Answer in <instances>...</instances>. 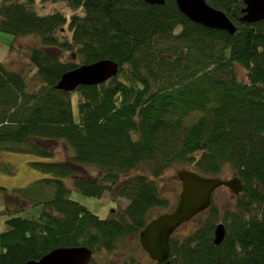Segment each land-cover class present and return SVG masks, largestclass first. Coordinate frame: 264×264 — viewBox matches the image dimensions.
<instances>
[{"label": "trees", "instance_id": "obj_1", "mask_svg": "<svg viewBox=\"0 0 264 264\" xmlns=\"http://www.w3.org/2000/svg\"><path fill=\"white\" fill-rule=\"evenodd\" d=\"M54 1L0 0V33L40 40L26 51L31 75L0 61V173L11 170L3 153L51 159L57 141L71 151L63 161L32 164L48 176L35 184L53 189L45 201L0 186L4 198L43 204L32 217L6 205L0 264L38 261L63 247L114 253L130 237L139 241L152 210L168 207L156 180L171 168L205 177L229 170L243 186L233 210L221 214L212 203L196 217L197 230L182 239L173 234L171 264H264V195L257 188H264V20L247 21L243 0H207L235 25L234 35L190 21L175 0H66L75 11L70 18L39 14L38 2ZM65 26L70 39L58 36ZM69 52L76 60L65 58ZM101 60L116 62L118 74L74 91L76 122L74 92L56 85ZM141 167L151 176L137 173ZM66 179L85 196L128 204L102 219L70 199ZM220 221L226 237L215 245ZM90 264L99 263L93 257Z\"/></svg>", "mask_w": 264, "mask_h": 264}, {"label": "rangeland", "instance_id": "obj_2", "mask_svg": "<svg viewBox=\"0 0 264 264\" xmlns=\"http://www.w3.org/2000/svg\"><path fill=\"white\" fill-rule=\"evenodd\" d=\"M36 9L41 15L63 12L68 18L75 13L66 0H56L48 3L38 2ZM78 13H80V11H78ZM58 36L70 39L72 35L68 27L65 26ZM39 41L40 40L35 36L16 39L10 34L0 33V61L11 70L22 71L25 75H31L32 67L28 61L26 51L32 47L38 46ZM11 45H15L13 50H11ZM65 58L76 60V56H74L72 52L66 53ZM78 95V92L72 93V103L76 122L80 121L77 110ZM50 146L53 147V151L55 152L54 157L51 159H42L35 155L24 153H3L1 155V161L11 170L9 174L0 173V186L6 188L8 193H18L17 190L24 191V189H26V194L40 197L43 201L46 200V196H50L51 198L53 195V189L51 187L35 184L37 181L47 178L48 176L43 175L32 164L35 162L63 161L64 159L69 158L71 151L61 141L52 142L50 143ZM87 170V173L91 176L95 177L98 174L95 168H87ZM178 172L179 170L171 168L166 171L162 177L156 180L162 196L168 201V207L153 209L150 214L151 217L156 218L162 214L172 212L176 208L182 190V184L178 178ZM137 173L146 174L149 177L151 176L147 167H141ZM218 178L229 180L233 178V175L231 171L226 170V174ZM66 183L71 188L70 199L87 207L91 212L102 219L108 218L112 211L117 210L118 208H124L128 204L124 199H120L119 202H114L108 194L101 199L85 196L72 188L71 180L66 179ZM28 187H32L31 190H29ZM5 198L8 202L5 201ZM5 198L0 194V231L2 232L8 229L5 223L9 218V215L6 214V205H8L11 212H15L17 209L24 207L25 210L18 214L22 217L39 216L43 211V204L29 206L27 203L22 202L24 199L20 200L19 198L17 200L16 198ZM237 199L238 196L234 195L230 189L220 187L214 193L213 203L222 214L226 210H233L236 206ZM200 225L201 218H196L179 228L177 236L182 239L197 230ZM94 258L96 259V263L99 264H155L142 248L140 242L131 237L128 238L123 246L114 253H99L94 255Z\"/></svg>", "mask_w": 264, "mask_h": 264}, {"label": "water", "instance_id": "obj_3", "mask_svg": "<svg viewBox=\"0 0 264 264\" xmlns=\"http://www.w3.org/2000/svg\"><path fill=\"white\" fill-rule=\"evenodd\" d=\"M151 5H164L167 0H146ZM245 18L249 22L264 20V0H243ZM179 11L190 21L209 29L226 31L234 35L235 25L226 14L212 7L207 0H175ZM118 74V64L111 60H101L65 73L56 89L72 93L81 86L101 85ZM178 178L182 184L176 208L169 213L152 219L142 230L139 241L149 257L160 264L170 262V240L183 225L191 222L199 214L210 209L214 193L220 187H226L236 196L243 192L241 180L233 177L229 180L218 177H205L190 170H180ZM264 195V188L257 185ZM226 237V228L220 223L214 231V243L220 245ZM94 257L92 250L86 247L56 248L38 261L25 264H90Z\"/></svg>", "mask_w": 264, "mask_h": 264}, {"label": "flooded vegetation", "instance_id": "obj_4", "mask_svg": "<svg viewBox=\"0 0 264 264\" xmlns=\"http://www.w3.org/2000/svg\"><path fill=\"white\" fill-rule=\"evenodd\" d=\"M155 262V264H160V263H157L156 261H154Z\"/></svg>", "mask_w": 264, "mask_h": 264}]
</instances>
